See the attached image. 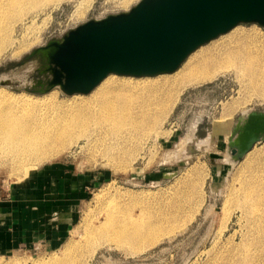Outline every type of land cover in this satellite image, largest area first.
<instances>
[{"label":"rangeland","instance_id":"1","mask_svg":"<svg viewBox=\"0 0 264 264\" xmlns=\"http://www.w3.org/2000/svg\"><path fill=\"white\" fill-rule=\"evenodd\" d=\"M125 1L83 0L81 4L80 0H63L33 9L22 18L16 15L6 23L10 40L0 56V75L10 76L16 86L35 83L37 73L17 62L26 61L33 49L62 37L69 29L93 18L127 11L139 0ZM239 28L264 40V26L241 23L229 32ZM229 32L201 47L220 41ZM165 74L115 75L147 83ZM242 80L232 69L210 82L187 87L157 131H125L121 136L127 137L126 144H118L121 136L100 134L94 141L81 135L70 148L44 159L26 174L17 172L19 166L14 169L12 163L0 159L1 199L14 191L49 207L48 212L60 209L59 219L63 220L52 231L51 239L30 247L0 250V264L53 259H61L59 264H210L215 260L220 264L224 245L232 237L239 242L240 230L253 221L244 212L253 207L245 197L255 200L264 193L259 190L264 185V140L234 164L228 158V125L234 131L245 111L264 112V94L247 90ZM0 90L29 95L55 108L54 103L73 96H88L67 95L60 88L43 94L6 85H0ZM199 140L204 142L200 145ZM175 204L179 209L172 233H163L170 227L165 226L160 240L139 250L117 244L100 232L89 236L109 214L128 223L133 218L154 222ZM71 243L73 247L68 248Z\"/></svg>","mask_w":264,"mask_h":264},{"label":"bare ground","instance_id":"2","mask_svg":"<svg viewBox=\"0 0 264 264\" xmlns=\"http://www.w3.org/2000/svg\"><path fill=\"white\" fill-rule=\"evenodd\" d=\"M62 1L0 0V56L10 40L7 22L16 15L22 18L33 9ZM232 69L243 79L247 90L264 94L262 37L240 28L232 30L220 41L198 48L172 75L165 74L161 79L147 83L109 75L88 96L79 98L77 95L65 102L54 103L56 108L40 104L39 100L29 95L9 94L0 90V159L5 158L14 165V169L17 168L15 165L19 166L17 172L26 174L29 168L44 159L70 148L81 135L96 141L100 134L120 137L129 130L150 128L157 131L163 117L168 115L178 96L187 87L210 82ZM229 127L225 130L230 141L228 158L234 164L240 158L237 152H233V146L239 142V134L234 136L235 130L230 131ZM122 136L119 145L128 141L127 137ZM197 142L201 145L204 141ZM260 187V191L264 190V185ZM245 201L250 202V206L253 204L252 210L244 209L253 221L246 229L240 230L242 239L239 242L236 243L232 237L224 245L220 264H264V193L258 194L255 200L246 196ZM178 209L179 205L175 204L170 212H161L154 222L147 223L137 222L138 218H133L130 223L127 220L118 221L109 214L89 236L100 232L117 244H129L139 250L156 243L165 226L170 225L163 233H172ZM68 246L73 247L72 243ZM60 260L34 264H55ZM217 261L210 264H218Z\"/></svg>","mask_w":264,"mask_h":264},{"label":"water","instance_id":"3","mask_svg":"<svg viewBox=\"0 0 264 264\" xmlns=\"http://www.w3.org/2000/svg\"><path fill=\"white\" fill-rule=\"evenodd\" d=\"M241 23L264 26V0H139L33 49L17 65L35 71V83L16 86L0 75V85L41 94L60 88L74 95L90 93L111 74L172 73L198 48ZM234 134L239 142L233 152L241 157L264 140V112H248Z\"/></svg>","mask_w":264,"mask_h":264},{"label":"crops","instance_id":"4","mask_svg":"<svg viewBox=\"0 0 264 264\" xmlns=\"http://www.w3.org/2000/svg\"><path fill=\"white\" fill-rule=\"evenodd\" d=\"M48 208L14 191L0 198V250L30 247L51 239L63 220L59 219L60 209L48 212ZM64 216L66 220V211Z\"/></svg>","mask_w":264,"mask_h":264}]
</instances>
